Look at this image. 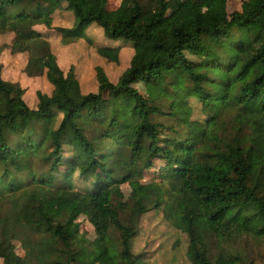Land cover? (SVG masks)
<instances>
[{"label":"trees","instance_id":"16d2710c","mask_svg":"<svg viewBox=\"0 0 264 264\" xmlns=\"http://www.w3.org/2000/svg\"><path fill=\"white\" fill-rule=\"evenodd\" d=\"M228 1L0 0V34L12 32L0 54L24 57L26 76L52 87L30 108L0 68L2 264H12L10 240L24 264H141L139 224L159 209L186 239L184 264H255L232 244L264 239V0L231 12ZM62 12L71 25L55 23ZM53 31L112 62L127 45L128 66L116 81L96 66V89L84 93L58 64ZM138 82L164 95L143 97ZM146 173L159 179L156 197L112 205L109 189ZM79 201L93 239L74 219Z\"/></svg>","mask_w":264,"mask_h":264},{"label":"rangeland","instance_id":"374dc122","mask_svg":"<svg viewBox=\"0 0 264 264\" xmlns=\"http://www.w3.org/2000/svg\"><path fill=\"white\" fill-rule=\"evenodd\" d=\"M120 0H108V8L118 6ZM241 0H229L227 9L229 12L239 10ZM176 4V0H169V8ZM55 23L71 25V15L68 12L58 13ZM94 32H96L94 30ZM11 33L0 34V45L11 41ZM57 33L53 31L51 36L52 51L57 58V62L64 72L73 67L80 89L86 93L95 91V67L101 66L110 80L116 81L122 71L128 66L131 56V48L127 45L121 46L118 53V62H112L99 56L95 47L88 41L80 39L68 43L58 41ZM97 42V40H95ZM20 56V55H19ZM23 59L12 55L9 48H5L0 54V68L5 80L17 82L23 89V99L30 108L36 104L35 92H50L52 87L47 82L44 75L29 77L23 72ZM138 92L146 98H156L164 95L158 82L149 84L138 82L135 85ZM194 111V115H197ZM158 178H151V175L145 174L143 179L135 180L130 183H123L113 186L108 190L113 206H120L125 209L135 207V201L140 192L156 197L160 192ZM79 186L82 184L77 182ZM162 210H152L142 217L139 227L137 240L135 241L136 252L139 253L141 264H184L186 259L185 243L186 239H179L178 231L162 219ZM75 221L80 224V231L87 238L93 239L96 235L94 226L90 221V211L85 202H78L74 213ZM182 237V236H181ZM165 239V240H164ZM6 254L12 264H24L23 248L19 241L10 240L7 243ZM232 250L239 253L245 259L255 264L264 262V239H259L249 234L240 235L232 244ZM161 251L162 259L158 258ZM0 264L2 259L0 258ZM89 264H99L98 260L92 259Z\"/></svg>","mask_w":264,"mask_h":264}]
</instances>
